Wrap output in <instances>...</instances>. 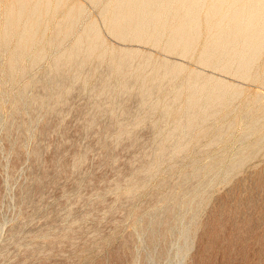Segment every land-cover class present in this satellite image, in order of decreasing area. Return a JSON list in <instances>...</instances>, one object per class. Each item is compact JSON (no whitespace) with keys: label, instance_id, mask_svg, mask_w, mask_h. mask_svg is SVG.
<instances>
[{"label":"rangeland","instance_id":"rangeland-1","mask_svg":"<svg viewBox=\"0 0 264 264\" xmlns=\"http://www.w3.org/2000/svg\"><path fill=\"white\" fill-rule=\"evenodd\" d=\"M150 1L0 0V264H264V0Z\"/></svg>","mask_w":264,"mask_h":264},{"label":"bare ground","instance_id":"bare-ground-1","mask_svg":"<svg viewBox=\"0 0 264 264\" xmlns=\"http://www.w3.org/2000/svg\"><path fill=\"white\" fill-rule=\"evenodd\" d=\"M141 1V3H140V5H141V9H143V7L145 8V7H148L149 8V10H150V8L152 7V5L153 4H150L152 1H150V0H140ZM150 1V2H149ZM191 1V0H190ZM200 1V0H199ZM231 1V0H230ZM234 1V0H233ZM240 1V0H239ZM135 2V1H134ZM164 2V1H163ZM166 2V1H165ZM170 2V1H169ZM247 2H249V1H247ZM252 2V1H251ZM254 2V1H253ZM117 3V2H116ZM193 4H194V2H192ZM205 3H207V2H205ZM235 3V2H234ZM115 4V3H114ZM236 4V3H235ZM242 4V3H241ZM244 4V3H243ZM246 4V3H245ZM249 4V3H248ZM257 4V3H256ZM110 5H112V3L110 4ZM218 5V4H217ZM238 5H239V3H238ZM254 5H255V3H254ZM118 6V5H117ZM123 7H126V5H122ZM129 6V5H128ZM237 6V5H236ZM235 6V7H236ZM164 7V6H163ZM215 7H219V5L218 6H215ZM240 7V6H239ZM254 7V6H253ZM258 7V6H257ZM113 8V7H112ZM148 8H146V9H148ZM160 8V7H159ZM222 8V7H221ZM232 8H234V7H232ZM248 8H250V6L248 7ZM118 10H120V8H117ZM130 9V8H129ZM133 9V8H132ZM135 9V8H134ZM139 9V8H138ZM137 9V10H138ZM161 9H162V7H161ZM214 9H217V8H214ZM229 9H231V8H229ZM240 10H243V9H241V8H239ZM252 9V8H251ZM157 10H159V9H157ZM196 11H197V9H195ZM248 10V9H247ZM258 10V9H257ZM259 10H260V8H259ZM123 11V10H122ZM147 11V10H146ZM152 11V10H151ZM160 11L161 10H159L158 11V14L160 13ZM214 11H216V10H214ZM230 11V10H229ZM228 11V12H229ZM239 11V10H238ZM261 11V10H260ZM120 11H117V13H119ZM123 12H125V11H123ZM145 12V11H144ZM161 12H163V11H161ZM135 13V12H134ZM133 13V14H134ZM137 13V12H136ZM244 13V12H243ZM247 13V12H246ZM127 14H132V12L130 13V12H128ZM139 14V13H138ZM146 14V13H145ZM148 14H150V13H148ZM228 14V13H227ZM239 14V13H238ZM248 14V13H247ZM256 14V13H255ZM142 15V14H141ZM155 15H157L156 13H155ZM244 15H245V13H244ZM258 15V14H257ZM132 17H133V15H131ZM138 15L136 14V17H137ZM157 16H159V15H157ZM160 16H161V14H160ZM125 17H128V16H125ZM221 17V16H220ZM242 17V16H241ZM244 17V16H243ZM261 17V16H260ZM19 18V17H18ZM128 18H130V17H128ZM141 18V17H140ZM158 18H160V17H158ZM127 18H125V20H126ZM137 19H138V17H137ZM234 19V18H233ZM244 19V18H243ZM260 19V18H259ZM115 20V19H114ZM228 20V19H227ZM230 20V19H229ZM110 21V20H109ZM118 21H120V20H118ZM132 21V20H131ZM254 21H257V19H254ZM134 22V21H133ZM179 22V21H178ZM212 22V21H211ZM218 22H220V21H218ZM251 22V21H250ZM109 23V22H108ZM177 23V22H176ZM207 23V22H206ZM225 23V22H224ZM227 23V22H226ZM229 23V22H228ZM239 23V22H238ZM112 24V23H111ZM178 24H180V23H178ZM211 24H214V23H211ZM219 24H221V23H219ZM255 24V23H254ZM257 24V23H256ZM263 24V23H262ZM110 25V24H109ZM173 26H174V23L172 24ZM172 25H170V26H172ZM238 25V24H237ZM248 25V24H247ZM253 25V24H252ZM32 26V25H31ZM172 26V27H173ZM178 26V25H177ZM176 25H175V27H177ZM185 26V25H184ZM189 26V25H188ZM216 26H218L217 24H216ZM216 26H214L215 28H216ZM233 26V25H232ZM235 26V25H234ZM250 26V25H249ZM193 27V26H192ZM209 27V26H208ZM245 27H247V26H244V29H245ZM180 28V27H179ZM188 28H190V27H188ZM212 28V27H211ZM236 28V27H235ZM240 28V27H239ZM250 28V27H249ZM94 29V28H93ZM172 29H174V28H172ZM178 29V28H177ZM191 29V28H190ZM236 29H238V28H236ZM253 29V28H252ZM226 30H229V29H226ZM234 30V29H233ZM242 30V29H241ZM218 32L220 31V30H217ZM236 31V30H235ZM251 31V30H250ZM90 32V31H89ZM192 32V31H191ZM234 32V31H233ZM240 32V31H239ZM262 32V31H261ZM243 33V32H242ZM244 33H246V34H248L247 32H244ZM90 33H88L87 35H89ZM187 34V33H186ZM216 34V33H215ZM214 33H213V35H215ZM226 34V33H225ZM230 34V33H229ZM176 36V35H175ZM192 36H195V35H192ZM222 36V35H221ZM225 36H227V38H229L228 37V35H225ZM235 36V35H234ZM237 36V35H236ZM177 37V36H176ZM240 37H242L243 38V36L241 35ZM182 38V37H181ZM214 38H216V37H214ZM225 37H222V38H219L220 40L221 39H224ZM227 38H226V40H227ZM85 39V38H84ZM238 39V38H237ZM240 39V38H239ZM246 39V38H245ZM87 40V39H86ZM89 40V39H88ZM173 40V39H172ZM219 40V41H220ZM236 40V39H235ZM235 40H233V41H235ZM79 41V40H78ZM179 41V40H178ZM215 41V40H214ZM228 41V40H227ZM242 41V40H241ZM245 41H247V40H245ZM81 42V41H80ZM85 42V41H84ZM87 42V41H86ZM90 42V41H89ZM240 42V41H239ZM77 43H79V42H77ZM81 43H83V41L81 42ZM216 43V42H215ZM219 43V42H218ZM228 43H232V42H229L228 41ZM250 43H252V42H250ZM255 43V42H254ZM84 44V43H83ZM86 44V43H85ZM91 44H93L92 42H91ZM225 44H227V42L225 41ZM237 44H238V42H237ZM249 44V43H248ZM79 45H81V44H79ZM87 45H90V44H87ZM187 45V44H186ZM228 45V44H227ZM80 47H82V46H80ZM89 47L90 46H88V48L87 49H89ZM221 47V46H220ZM224 47H226V46H224ZM75 48H77V45L75 44ZM75 48H73V49H75ZM86 48V47H85ZM222 49H223V47H221ZM77 49H80V48H77ZM77 49H75V50H77ZM227 49V48H226ZM202 93V92H201ZM210 93H212V92H210ZM207 96V95H206ZM211 98V97H210ZM190 99V98H189ZM207 100H209V99H207Z\"/></svg>","mask_w":264,"mask_h":264}]
</instances>
